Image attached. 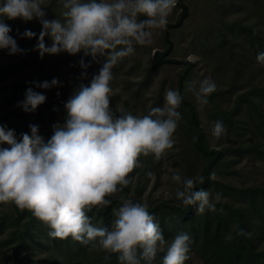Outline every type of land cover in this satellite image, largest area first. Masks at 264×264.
<instances>
[{"label":"clouds","instance_id":"1","mask_svg":"<svg viewBox=\"0 0 264 264\" xmlns=\"http://www.w3.org/2000/svg\"><path fill=\"white\" fill-rule=\"evenodd\" d=\"M61 18L46 19L45 0H3L0 3V49L9 55L22 53L16 39L9 35L6 19L22 21L37 19L39 33L25 29L22 38H36L33 50L38 57L66 52H82L96 61L103 58L98 73L87 85L78 89L64 102V122L52 125V135L45 142L38 133L39 126L30 124L29 131L17 140L14 130L0 125V205L13 204L28 210L47 225L48 236L72 240L87 245L95 242L106 253L117 254L119 264H152L158 251L164 252L162 264H184L192 243L189 234L179 233L167 242L159 224L144 203L125 199L114 210L110 228L96 227L88 212L97 206L112 203L110 196L129 183L127 174L137 166L138 156L151 154L159 160L174 144L173 133L181 118L178 111L183 97L175 89L164 94L162 107H152L147 115H133L120 109L115 114L109 107L113 67L124 57L134 54L136 45L152 43L154 30H164L168 17L178 0H59ZM143 16L144 19H138ZM45 37L50 43L46 44ZM264 64V51L256 56ZM89 63L83 58L80 67ZM86 75L82 72L81 76ZM60 82H33L35 87L50 89ZM186 90H191L189 86ZM216 90L210 78L202 80L196 91L201 105ZM46 96L25 89L17 106L33 112ZM226 131L221 121L212 125V136L219 138ZM151 175V173H148ZM214 173H210V177ZM171 180L177 185L175 197L183 205H194L197 213L215 211L217 193L210 199L208 190L195 189L203 177H182L173 172ZM119 186V187H118ZM236 235L250 233L233 225ZM233 238L229 232L226 240Z\"/></svg>","mask_w":264,"mask_h":264},{"label":"rangeland","instance_id":"2","mask_svg":"<svg viewBox=\"0 0 264 264\" xmlns=\"http://www.w3.org/2000/svg\"><path fill=\"white\" fill-rule=\"evenodd\" d=\"M2 2L3 0H0V3ZM183 2L188 11L178 24L180 9L176 5L168 17L165 29L154 30L150 45L134 46V54L122 58L113 67L109 107L117 115L121 114L120 109L133 115H147L150 108L163 106L165 92L168 89H176L180 75L186 72L183 91L186 99L196 110L204 141L207 146L220 150L211 180L218 183L219 192H223L222 186L264 189V161L257 160L256 153L238 152L240 148L246 146L258 145L260 149L264 148V140L259 135L261 129L259 119L264 120V64L257 62L256 59L257 54L264 51V0H183ZM43 7L46 19L61 18L63 8L59 0H45ZM138 19L144 17L140 16ZM5 20L11 27L9 35L16 39L17 44L18 39L20 41L23 39L19 33L25 29L36 33L41 30V25L35 18L29 21H22L20 18ZM247 29L249 32L257 30L258 35L253 32L247 33ZM165 32L172 43L167 58L178 60L180 63L159 65L153 60L154 51H162L167 46ZM45 42L50 43L48 37H45ZM54 55L63 64L61 66L66 75L71 76L70 81L67 79L64 84L63 93L60 90L55 96L60 98H69L80 84L87 85L103 63L102 57H97L96 61L89 63L91 57L85 56L82 52L75 55L60 52ZM24 58L22 53L9 55L6 49H0V67H8L4 77L0 79V90L31 75L32 65ZM81 58L85 63H89L86 69L80 67ZM65 60H72L77 71L74 72L76 69L73 67L72 70L70 64L65 65ZM188 64L190 66L187 71ZM82 72H86L83 78L80 77ZM206 78L215 82L216 90L208 96V103L201 105L197 100L196 91L200 82ZM57 80L60 83L53 87L52 91L55 89L58 91L63 85L61 79L57 77ZM189 86L191 90H186ZM28 87L45 94L46 99L43 103H46L47 99L55 100L53 96L47 98V89L35 87L34 84L26 88ZM258 89L262 90L261 93L256 92ZM9 92L8 89L0 91V125H6L11 129L16 125L20 114L28 116L27 119L24 117L26 121L22 130L15 135L17 140L21 133L29 131L30 124L38 125V133L47 139L48 133L49 138L52 135V125L64 122L60 111L53 107L54 110H47L41 104L33 112L25 113L16 103L23 99L25 90L12 95H8ZM247 93L251 95L248 97ZM245 96L248 98L246 101ZM251 99L254 102L260 101L255 109L257 113L253 111L254 103ZM178 111L181 118L173 133L175 141L173 146L167 149L159 160H154L151 154L138 156L137 166L127 174L129 183L109 197L112 203L106 207L93 208L95 214H90V222L94 226L110 228L115 219L114 210L118 209L125 199L144 203L147 208L159 203L183 205L175 197L176 188L182 185L172 181L171 176L173 172L179 171L182 177H199L204 161L193 148L191 135L185 134L183 121L185 111L180 108ZM215 121H221L226 127L225 133L219 138L211 134ZM4 146L6 145H0ZM209 193L210 199H213L215 194L211 190ZM230 200L229 197H225L214 202L217 204ZM9 207L10 204L0 207V215L1 212L4 215L9 214ZM96 211L102 213L98 214ZM171 218L176 219L170 214H160L154 219L158 224H165L164 227H168ZM37 223L38 231H34L36 236L26 242L29 247L23 250L21 256L23 253L25 255L29 253L39 264H87L81 258L82 253L76 248L80 242L68 237L66 240L70 248H67L64 239L49 237L50 229L47 225L38 219ZM17 243L18 240H15L10 244L15 246ZM94 243L93 241L88 245L94 254L88 251L86 260H91L96 255L114 256L116 264H119L117 254L106 253L98 246L93 247ZM9 253L10 251L7 252ZM161 253L158 251L156 255ZM7 254H3L2 257ZM184 264L203 263L189 252Z\"/></svg>","mask_w":264,"mask_h":264},{"label":"trees","instance_id":"3","mask_svg":"<svg viewBox=\"0 0 264 264\" xmlns=\"http://www.w3.org/2000/svg\"><path fill=\"white\" fill-rule=\"evenodd\" d=\"M176 5L180 9V17L177 20L178 24L180 19L187 14L188 9L183 0H178ZM4 22L6 23V20ZM246 31L248 33L249 29ZM250 32L258 35L257 30H252ZM27 39L28 38H23L21 41L18 39V46L25 50L22 52L25 57L24 59L32 65L30 67L31 75L20 80L18 83H11L13 84L11 86L6 85L1 88L0 91L4 92V90L7 91L8 89L10 91L8 95H12L13 93L24 91L26 87L33 84V82H41L51 80L53 77H58V79H61V84L63 85L60 86L58 91H56V89L52 91L53 87L47 89V98L57 96L60 90L63 93L64 90L62 89H64V84L71 76L66 75V71L62 68L63 66H61L63 64L57 60L55 55L45 54L43 58H39L37 51L33 50L36 38ZM164 39L167 46L162 51H154L153 60L159 65L180 63L178 60L167 58V55L172 49V43L167 32L164 34ZM67 64H70L72 70L73 67L74 70L76 69L75 63H73L72 60H65V65ZM189 66L190 64H188L187 71L189 70ZM7 69L8 67H0V79L4 77V73ZM76 71L77 69L74 72ZM185 76L186 72L180 75L175 89L178 90L183 97L179 108L185 111L183 112L185 134L187 136L189 134L191 135L193 148L204 161L199 176L203 177V183H195L194 188L211 190L215 195L219 193L220 199L229 197L231 200L230 202L217 203L215 204V211L206 209L202 214L195 211L194 205L159 203L153 207L147 208V210L154 218L160 214H170L171 217L176 218L170 219L171 224L168 225V227H164L165 224H159L165 240L167 242L171 241L175 235L182 232L189 234L192 241L189 252L196 255L203 264H264V189L258 187L234 188L231 186H222L223 192H219L218 183L211 180L210 173H212L214 167L218 163L220 150L207 146L204 141V135L199 126L196 110L193 104L186 99L183 91ZM72 77L75 78L74 76ZM80 77L83 78L85 76H81L80 73ZM261 91V89L256 90V92L259 93H261ZM249 95L251 94H246L248 97ZM246 96L244 98L245 101L248 99ZM54 99L53 101L47 99V102L41 104V106L46 107L47 110H52L54 108L56 111H60L64 118V102L68 97H55ZM251 101L254 103L252 105L253 111L255 112L260 101L254 102L252 99ZM38 108L40 109L41 107ZM24 117L27 119V114L26 116H24L23 113L20 114L16 125L11 127L15 135L22 130V126L26 121ZM259 121L261 122L259 135L262 140H264V120L261 118ZM49 134L50 133L47 134V139L44 140H48ZM238 152L256 153L257 160L264 161V148L260 149L258 145L242 147ZM2 206L3 205H0L1 208ZM9 208V214L4 215L1 212L0 215V264H39L29 253L26 255L23 253L21 256L23 250L29 247V245H26V242L33 240L34 236H36L35 234L38 231L37 218H35L30 211L20 210L13 204H10ZM91 213L95 214L93 209L87 213L89 217ZM96 213L101 214L102 212L96 211ZM233 225H238L240 229H243L251 235H236V231L232 227ZM35 230L36 232H34ZM229 232L232 233L233 238L231 240H226L225 236ZM66 239L67 238L64 239L65 246L70 248ZM15 240H18V243L15 246L11 245L10 243ZM88 245L89 244H87V246ZM76 248L79 250V253H82L81 258L86 261L87 264H116L114 256L105 257L96 255L92 257L91 260H86L85 257L88 251L91 252L89 246L86 247L84 244H79ZM8 251H10L11 254H7ZM5 253L7 255L2 257ZM91 253L92 255L94 254V252ZM163 255V252L160 255H156L155 259L152 261L153 264H162Z\"/></svg>","mask_w":264,"mask_h":264}]
</instances>
